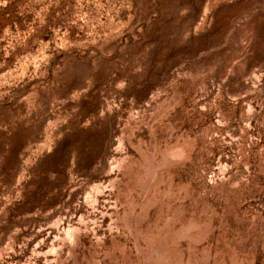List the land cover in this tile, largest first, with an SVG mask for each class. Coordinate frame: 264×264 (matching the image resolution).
<instances>
[{"label":"rangeland","instance_id":"rangeland-1","mask_svg":"<svg viewBox=\"0 0 264 264\" xmlns=\"http://www.w3.org/2000/svg\"><path fill=\"white\" fill-rule=\"evenodd\" d=\"M0 264H264V0H0Z\"/></svg>","mask_w":264,"mask_h":264}]
</instances>
